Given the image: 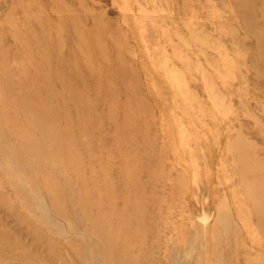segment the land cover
<instances>
[{
	"label": "rangeland",
	"instance_id": "rangeland-1",
	"mask_svg": "<svg viewBox=\"0 0 264 264\" xmlns=\"http://www.w3.org/2000/svg\"><path fill=\"white\" fill-rule=\"evenodd\" d=\"M0 264H264V0H0Z\"/></svg>",
	"mask_w": 264,
	"mask_h": 264
}]
</instances>
